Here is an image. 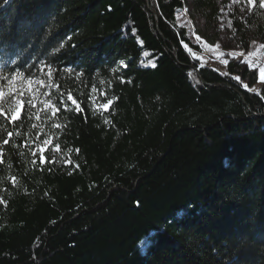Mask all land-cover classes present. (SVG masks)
<instances>
[{"label":"trees","instance_id":"obj_1","mask_svg":"<svg viewBox=\"0 0 264 264\" xmlns=\"http://www.w3.org/2000/svg\"><path fill=\"white\" fill-rule=\"evenodd\" d=\"M183 1L0 0V264H264V84L193 58Z\"/></svg>","mask_w":264,"mask_h":264},{"label":"rangeland","instance_id":"obj_2","mask_svg":"<svg viewBox=\"0 0 264 264\" xmlns=\"http://www.w3.org/2000/svg\"><path fill=\"white\" fill-rule=\"evenodd\" d=\"M217 14L215 23L208 26L195 7L194 0H184V8L177 14V24L187 33L192 45L198 48L195 57L200 64L226 76L229 64L244 67L256 76V83L249 88L259 93L264 80L260 79V68L264 67V47L254 38V29L237 32L233 27L234 19L239 21L246 17L254 8L257 17L264 20L262 0L257 6L249 0H210ZM243 41L248 45L241 48ZM251 53V55H249Z\"/></svg>","mask_w":264,"mask_h":264},{"label":"snow or ice","instance_id":"obj_3","mask_svg":"<svg viewBox=\"0 0 264 264\" xmlns=\"http://www.w3.org/2000/svg\"><path fill=\"white\" fill-rule=\"evenodd\" d=\"M249 3H254V0H249ZM261 6L264 7V0H262ZM262 47H264V45H262ZM249 55H251V53H249ZM193 58L194 59L196 58L194 53H193ZM153 66H155V65H153ZM113 71H115V69H113ZM13 79H15V77H13ZM260 79L264 80V67L260 68ZM2 89H3V81L0 80V116L4 117L5 119H9V111H12L14 114L10 117L9 122L10 123H15V121L18 119L19 112L17 110H15L11 106V104H9L8 111L5 110V103L7 101H6V98H5V93H4V91ZM92 90L96 91L95 88H93ZM10 91H12V90L10 89ZM45 95H48V93H45ZM101 95H106V94L102 93ZM68 101H71V103L76 106L78 112H83V108L80 107L79 101H77L72 96L71 92H69V94H68ZM19 103H20L21 108H22V106L24 104V101L20 100ZM61 103L64 104L65 110H67V108H68L67 103L65 101H63V99L61 100ZM112 103H113L112 100H108L107 102H102L100 104V107H102L105 111H108L109 107H110V105ZM31 106L32 107H36V104H32ZM46 107H51L52 108L53 117H55L60 111V109L57 108L55 106V104H53L51 101L48 102ZM37 119H39V117H37ZM55 126L59 127V125H55ZM11 137H12V133L8 132V138L11 139ZM4 143L7 144L8 140H5ZM43 143L46 146L45 147H40V149H39V151L41 153V155H40V163L42 165L47 161V157H46L45 153L48 151V146H51V140L50 139L49 140H45ZM54 147H55L56 150H59V145H55ZM148 239L150 241L151 237H149Z\"/></svg>","mask_w":264,"mask_h":264}]
</instances>
